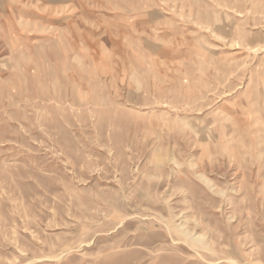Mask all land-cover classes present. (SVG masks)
<instances>
[{"label":"rangeland","instance_id":"1","mask_svg":"<svg viewBox=\"0 0 264 264\" xmlns=\"http://www.w3.org/2000/svg\"><path fill=\"white\" fill-rule=\"evenodd\" d=\"M0 264H264V0H0Z\"/></svg>","mask_w":264,"mask_h":264}]
</instances>
